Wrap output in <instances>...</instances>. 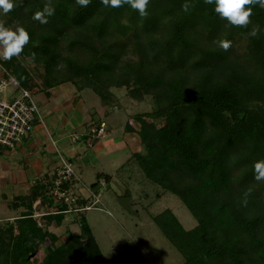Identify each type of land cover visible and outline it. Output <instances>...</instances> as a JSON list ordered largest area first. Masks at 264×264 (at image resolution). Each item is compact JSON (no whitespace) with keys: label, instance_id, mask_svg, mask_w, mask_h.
Listing matches in <instances>:
<instances>
[{"label":"trees","instance_id":"obj_1","mask_svg":"<svg viewBox=\"0 0 264 264\" xmlns=\"http://www.w3.org/2000/svg\"><path fill=\"white\" fill-rule=\"evenodd\" d=\"M51 2L55 14L47 24L32 19L47 0H13L12 11L0 9L6 27L20 24L30 36L19 56L0 64L32 90L71 84L114 105L112 88L126 87L131 99H149L152 108L125 123L140 150L120 167L134 162L142 183L157 196L176 195L195 218L185 229L170 208L151 215L180 253L179 264H264V181L253 170L264 160V9L254 6L243 28L204 0H190L188 13L185 0H150L144 18L129 5L110 8L101 0L87 8L76 0ZM255 24L260 34L252 38ZM223 39L232 42L227 51L218 45ZM87 202L78 197L73 207ZM8 206L21 210L0 221V264H131L120 254L106 260L83 216L76 219L79 232L60 239L51 228L75 213L38 178Z\"/></svg>","mask_w":264,"mask_h":264},{"label":"rangeland","instance_id":"obj_2","mask_svg":"<svg viewBox=\"0 0 264 264\" xmlns=\"http://www.w3.org/2000/svg\"><path fill=\"white\" fill-rule=\"evenodd\" d=\"M68 86L73 91L74 87L71 84ZM126 90V87L112 88L117 98L114 105L102 101L90 88L76 90V94L79 93L77 105L80 108V113L90 115L89 111H96L107 124L105 135L107 137L98 144L99 152L93 153L92 149L79 142L78 145L72 144V150H63V154L68 156L67 158L71 161L81 181L97 194L99 202H92L91 208L75 211V215H68L61 226L51 228V230L58 234L60 239L69 234L78 233L79 223L76 219L83 216L106 260L120 254L131 264H179L182 261L180 253L164 237L151 215L170 208L185 229L193 227L196 220L176 195L164 192L157 196L158 192L151 183L147 181L142 183L143 175L134 162L120 167L133 150H140L139 143L128 142L124 128L126 121L130 118L133 119L132 116L136 113L152 108L149 99L133 100L127 95ZM32 91L33 99L37 103L44 102L41 111L46 120L47 113L51 111L50 106L54 109L55 103H51L56 99L47 100L41 90L34 89ZM64 99L67 103L72 97H69L68 94L64 95ZM48 101H50V105L47 103ZM70 114L67 110L62 109L58 114L56 113L55 124H53L52 117L47 118V124L51 129L49 134L54 137L64 135L66 139L70 140L68 136L70 130L63 125L66 122V117ZM85 119L84 121L88 122L90 117ZM83 128L84 124H80L74 131L78 134ZM82 156L88 157L87 164L82 163ZM1 160L7 162L9 169H13L14 174H17L15 169L20 171L24 168L20 157L11 161L5 160V157L0 155ZM3 172L0 163V174ZM99 172L109 174L111 177L109 182L102 183L100 179L97 181L96 174ZM20 173L21 176L26 175L27 179H31L32 174ZM5 192L8 196L11 194L8 190ZM24 192H26V188L25 190L23 188L13 190V193ZM128 192L130 196L126 195ZM121 197L129 198L128 208L119 204L118 199ZM92 200L90 199L89 203ZM0 210L5 211L2 214L4 218L18 214L15 208L4 204L0 206Z\"/></svg>","mask_w":264,"mask_h":264},{"label":"crops","instance_id":"obj_3","mask_svg":"<svg viewBox=\"0 0 264 264\" xmlns=\"http://www.w3.org/2000/svg\"><path fill=\"white\" fill-rule=\"evenodd\" d=\"M41 92L45 95L47 100H50L51 98L56 99L51 103V104L55 103L54 109L50 106L51 111L47 113L46 120L47 118L52 117L53 124H55L57 121V120L54 121L55 119H57L56 113L58 114V112H60L62 109H65L67 110V112H69V114L71 113L68 117H66V122L63 124L64 126L67 127V129L70 130L68 136L70 137L71 135H77V136H81L82 138L76 141H72L71 139L70 140L68 138L66 139L65 138L66 136L64 135H59L57 137H54L49 134L51 129L47 124V121L44 119L43 123H36L33 129L31 130V132L25 137H23L16 144L15 148L8 150L0 148V155L1 156L3 155L5 157V160L9 159L12 161V159H16L20 157L22 158L24 165L23 166L24 168H22L23 170L19 171L18 169H15V172H17V174H14L13 169L11 170L9 169V165H7L6 161L4 160L0 161L2 165V171H4L3 173L0 174V206H3V204L8 206V202L15 195L25 194L30 190L32 181L35 178H39L40 176L45 175L46 173L53 170L55 165L57 164V154H56L57 151L63 153V150L64 151L72 150L71 149L72 144L78 145V143L81 142L82 144L92 149L91 152L93 153L95 151L99 152L100 147L99 148L97 147L98 144L102 141V139L104 140L107 137L105 136L103 138L97 139L92 143V145L88 144L87 141L83 139L84 136H86L85 132L87 126L96 119H101V117L96 113V111H89L90 115H88V113L86 114L82 112L80 113V108L77 105L78 104L77 99H79V93L78 95L76 94L75 88H73L72 91V89L69 88L68 84H61L49 89L48 92H45L44 90H41ZM68 94L69 97H72V99L68 100L69 102L67 101V103H65L64 95H68ZM49 102L50 101H48L47 103ZM39 103L38 104L42 110L43 108L42 105H44V102H39ZM86 117H90V120L88 122L84 121L86 120L85 119ZM80 124H84V128L81 132L77 134V132L74 131V129ZM125 134L129 143L130 141L132 144H134L135 142L136 143L139 142V137L136 133L125 131ZM81 160L83 164H87L89 159L87 156H82ZM20 172H23V174L25 173L32 174L31 179L30 180L27 179L28 177L26 175L24 176L26 178L25 179L23 176H21ZM100 181H103L102 178H100ZM103 183L105 182L103 181ZM14 188L16 190H20V188H23L25 190L26 188V192L13 193V190H15ZM7 190L11 192L9 196L5 192ZM81 193L84 195L83 191H81ZM37 200L39 199H36L33 205H36L38 203ZM15 210H17L19 214L21 208H17ZM4 212L5 211L2 212V210H0V221L11 220L13 217L16 216L14 214L13 216L12 215L6 216L7 218H4V216H2Z\"/></svg>","mask_w":264,"mask_h":264},{"label":"built area","instance_id":"obj_4","mask_svg":"<svg viewBox=\"0 0 264 264\" xmlns=\"http://www.w3.org/2000/svg\"><path fill=\"white\" fill-rule=\"evenodd\" d=\"M13 75L0 64V148L13 149L16 144L33 129L36 123H43L44 117L39 104L33 99L32 89L13 83ZM87 143L106 135V123L101 119L91 122L85 132ZM81 136L71 135L76 141ZM57 164L54 169L40 176L39 182L55 202L67 204L66 212L91 208L92 202H99L97 194L85 185L74 169L71 161L57 151ZM103 183V181H101ZM84 191V195L81 193ZM83 197L88 202L81 207L73 203ZM90 199H93L90 202ZM39 202V200H37ZM42 212H35L37 218Z\"/></svg>","mask_w":264,"mask_h":264},{"label":"clouds","instance_id":"obj_5","mask_svg":"<svg viewBox=\"0 0 264 264\" xmlns=\"http://www.w3.org/2000/svg\"><path fill=\"white\" fill-rule=\"evenodd\" d=\"M92 0H76V4L82 8H87L91 4ZM150 0H101V3L105 7L121 8L124 5H129L133 10L137 11L141 18L148 16V5ZM205 4H214V11L222 18L228 21L231 26L247 28L252 23L251 17L253 15V7L259 6L264 9V0H204ZM16 5L13 0H0V9L4 14L9 13L14 9ZM195 4L190 0H185L182 3L181 8L185 13H188ZM55 14V7L51 0H47L44 7L41 10H37L32 19L38 21L41 24L48 23V17ZM260 34L259 24L253 25L251 30L247 33L249 37L256 38ZM30 36L27 30L17 24L15 29L6 27L4 22L0 21V59L11 60L15 56H19L25 46L29 43ZM218 45L224 51H227L232 42L228 39L218 41ZM33 59L35 53L32 54ZM63 65H58V68H62ZM13 83L18 84L19 81L13 77ZM254 179L256 181H264V160H258L253 165ZM249 193H245L243 203L246 205L248 202Z\"/></svg>","mask_w":264,"mask_h":264},{"label":"water","instance_id":"obj_6","mask_svg":"<svg viewBox=\"0 0 264 264\" xmlns=\"http://www.w3.org/2000/svg\"><path fill=\"white\" fill-rule=\"evenodd\" d=\"M128 199L127 197H121L118 199L119 204H121L124 208H128Z\"/></svg>","mask_w":264,"mask_h":264}]
</instances>
